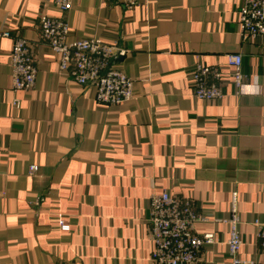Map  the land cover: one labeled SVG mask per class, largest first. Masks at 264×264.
Instances as JSON below:
<instances>
[{"label": "crops", "instance_id": "1", "mask_svg": "<svg viewBox=\"0 0 264 264\" xmlns=\"http://www.w3.org/2000/svg\"><path fill=\"white\" fill-rule=\"evenodd\" d=\"M240 2L72 0L59 11L54 0H0V264H153L149 197L163 190L192 200L202 218L192 233L214 234L200 250L214 264L229 262L222 219L235 192L239 256L264 264V38H241ZM42 13L66 19L70 39L124 50L112 64L133 80L132 97L98 102L92 85L60 72ZM16 37L32 49L30 90L12 88ZM228 53L246 75L237 94ZM198 63L223 71V98L194 95Z\"/></svg>", "mask_w": 264, "mask_h": 264}, {"label": "built area", "instance_id": "2", "mask_svg": "<svg viewBox=\"0 0 264 264\" xmlns=\"http://www.w3.org/2000/svg\"><path fill=\"white\" fill-rule=\"evenodd\" d=\"M125 8H133L139 0H115ZM59 11H67L72 0H54ZM237 14L238 33L242 39L264 38V0H241ZM41 38L57 56L59 70L73 78L81 86L92 85L95 98L105 104H120L129 100L133 94V80L121 69L112 64L113 57L123 56L125 51L103 42L98 37L70 39V26L66 19L42 13L39 17ZM8 36L9 32H2ZM228 68L235 94L246 79L242 72L241 55L226 54ZM11 84L14 90H30L35 84L37 69L32 49L22 37H16L9 53ZM223 71L217 66L196 64L191 74L194 95L202 100L221 99ZM35 166H29L30 174ZM149 222L153 241L151 262L153 264H214L200 256L201 248L214 240L213 233L194 234V225L201 221L187 197L171 195L163 190L151 193L149 197ZM222 221L227 225L226 246L229 252L228 264H249L239 256L242 247L240 233L241 218L237 195L231 194L230 210ZM59 226L67 230L69 226L59 220ZM258 225L257 237L264 251V224Z\"/></svg>", "mask_w": 264, "mask_h": 264}]
</instances>
